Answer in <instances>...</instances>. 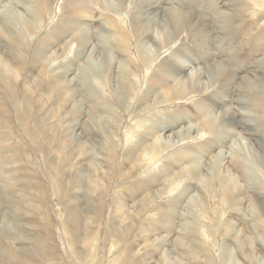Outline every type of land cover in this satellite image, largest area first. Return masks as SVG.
Returning a JSON list of instances; mask_svg holds the SVG:
<instances>
[{"label":"rangeland","instance_id":"obj_1","mask_svg":"<svg viewBox=\"0 0 264 264\" xmlns=\"http://www.w3.org/2000/svg\"><path fill=\"white\" fill-rule=\"evenodd\" d=\"M0 68V264H264V0H0Z\"/></svg>","mask_w":264,"mask_h":264},{"label":"bare ground","instance_id":"obj_2","mask_svg":"<svg viewBox=\"0 0 264 264\" xmlns=\"http://www.w3.org/2000/svg\"><path fill=\"white\" fill-rule=\"evenodd\" d=\"M136 17H138V16H136ZM135 19V18H134ZM136 20H138V19H136ZM134 25V24H133ZM145 25V24H144ZM177 25V24H176ZM147 27V26H146ZM147 29V28H146ZM179 31V30H178ZM164 33V32H163ZM163 37V36H162ZM161 40V39H160ZM2 65V64H1ZM1 69V68H0ZM215 70V69H214ZM213 71V70H212ZM1 72V71H0ZM211 74H213V73H211ZM1 75H2V73H1ZM6 75V74H5ZM194 75V74H193ZM213 76V75H212ZM214 77V76H213ZM3 78H4V76H3ZM196 78V77H195ZM195 80V79H194ZM192 81H193V79H192ZM188 82H189V80H188ZM190 83V86H191V82H189ZM201 84V83H200ZM194 86V85H193ZM198 86V85H197ZM213 124V123H212ZM207 126L209 127L210 126V122L208 121L207 122ZM210 129V128H209ZM248 148V147H247ZM250 149V157H251V159H253L254 160V162H255V160H258L257 159V154L254 152V150L252 149V148H249ZM259 161V160H258ZM234 181V180H233ZM227 182V181H226ZM234 185V184H233ZM231 188V187H230ZM234 188H236L237 189V187H234ZM228 190H230V189H228ZM234 190V189H233ZM232 191V190H231ZM235 191V190H234ZM228 193H229V191H228ZM236 193V192H235ZM229 196V195H228ZM231 200V199H230Z\"/></svg>","mask_w":264,"mask_h":264}]
</instances>
